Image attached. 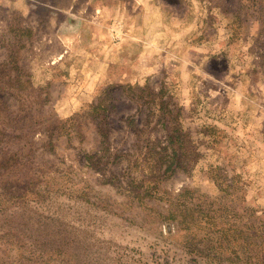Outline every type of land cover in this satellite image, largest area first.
Instances as JSON below:
<instances>
[{
	"label": "rangeland",
	"instance_id": "374dc122",
	"mask_svg": "<svg viewBox=\"0 0 264 264\" xmlns=\"http://www.w3.org/2000/svg\"><path fill=\"white\" fill-rule=\"evenodd\" d=\"M0 264H264V0H0Z\"/></svg>",
	"mask_w": 264,
	"mask_h": 264
}]
</instances>
